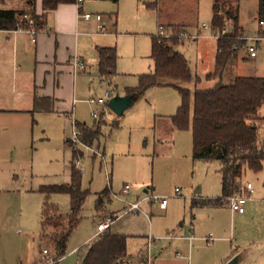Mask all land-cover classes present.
I'll return each mask as SVG.
<instances>
[{"label": "rangeland", "instance_id": "obj_1", "mask_svg": "<svg viewBox=\"0 0 264 264\" xmlns=\"http://www.w3.org/2000/svg\"><path fill=\"white\" fill-rule=\"evenodd\" d=\"M233 1L238 5L240 27L248 38H253L260 29L259 1ZM213 4L214 0H86L81 14L77 9L80 19L83 14H99L103 18V24L82 20L79 43L75 46L74 38L68 40L70 52L88 64V69L76 80V119L98 123L100 136L88 147L73 141L71 118L0 114V264H18L28 255L38 264H52L57 253L50 237L55 231L68 228L61 223L70 221L71 204L67 194L47 196L43 189L70 183L74 164L81 171L83 190L89 194L63 264L72 263L71 250L84 246L85 240L96 233L97 224L114 219L110 213L125 207L118 198H104V212L98 219V190L112 186L114 192L121 193L127 184L131 187L128 196L131 203L147 195L167 198L169 202L165 210L160 202L143 204L128 217L130 221L138 218L144 230L151 227L150 236L155 239L148 248L146 238H130L128 256L134 264L140 252L148 249L153 264H229L235 257L240 258L238 264H264V167L260 173L247 171L242 179L237 193L248 183L255 189L245 214L232 213L229 203L224 207L194 209L192 201L198 190L205 198L222 196V177L218 162L193 160L192 126L180 130L173 124L172 117L182 104L180 91L174 87H152L135 103L125 101L121 114L114 113L108 105L88 103L102 97L107 89L114 90L112 99L123 102L127 89L137 87L140 76L153 71L150 55L159 24L165 26L161 31L164 35L174 27L197 35L207 25L199 39H185L182 34L177 45L192 71V81L182 85L190 92L192 121L194 94L197 89L210 88L206 77L214 70ZM24 6V0L0 3V7L9 10ZM231 29L232 24L228 32ZM3 36L0 33V39ZM100 46L117 49V73L110 82L100 79L97 66ZM238 56L235 65L228 68L226 80L236 76L264 78V43L257 58L251 59L246 48ZM12 69L11 60L0 63V81L9 84ZM33 74L31 70L28 72L31 80ZM51 83L54 87V76ZM3 94L4 98L12 96L8 91ZM93 113L97 114L96 120ZM259 116L258 132L264 142V105ZM66 140L73 141L74 146ZM75 147L80 153L79 160L75 159ZM176 188L181 191L180 196L175 193ZM45 202L52 205L50 216H53L47 238L43 237L41 220ZM192 234L194 241L190 248L180 236ZM44 249L49 251L48 256L43 254ZM177 254L182 257H176Z\"/></svg>", "mask_w": 264, "mask_h": 264}, {"label": "trees", "instance_id": "obj_2", "mask_svg": "<svg viewBox=\"0 0 264 264\" xmlns=\"http://www.w3.org/2000/svg\"><path fill=\"white\" fill-rule=\"evenodd\" d=\"M25 1L26 8L23 10L0 7V31L28 29L29 23L25 16L29 14L34 28L37 31L43 30L49 13L59 5L79 3V0H42L43 14L37 15L36 0ZM258 1L260 20L264 19V0ZM230 24L232 29L228 32ZM212 30L220 34V38L217 40L214 71L206 79L217 80V83L208 89L196 90L192 121L190 92L182 86L192 81V71L189 61L177 50L185 29L174 27L168 35L158 34L153 38L150 56L154 63L153 71L141 75L139 85L128 88L126 96L135 103L152 87L171 86L180 91L182 104L177 114L172 117L173 124L180 130L192 126L193 160L218 162L222 177L220 198H196L192 206L218 208L227 204L228 199L239 191L247 171L260 173L263 170L264 142L259 137L257 124L261 121L259 111L264 105V78L236 77L231 84L223 83L227 66L237 59L241 49L246 48L244 31L239 25L238 5L233 0H214ZM98 52L100 77L110 82L117 73V49L106 47L98 49ZM197 83L200 84V80ZM76 126L80 133V143L92 147L100 136V125L94 131L84 124ZM70 143L74 146L73 142ZM74 149L75 159L79 160L80 153L76 147ZM43 190L47 196L67 194L70 197L71 215L68 228L62 232L55 231L50 237L57 258H61L66 255L69 239L81 221L80 216L89 192L83 190L81 171L75 164L70 183L45 187ZM103 205L104 200L99 198L97 209H102ZM51 206L45 202L42 211L43 237L46 238L49 227L53 225ZM59 219L63 220L62 217ZM127 239V236L113 234L109 230L100 234L91 244L81 249L79 264H124L127 257Z\"/></svg>", "mask_w": 264, "mask_h": 264}, {"label": "crops", "instance_id": "obj_3", "mask_svg": "<svg viewBox=\"0 0 264 264\" xmlns=\"http://www.w3.org/2000/svg\"><path fill=\"white\" fill-rule=\"evenodd\" d=\"M85 1L86 0H83L82 3H78V4L59 5L56 10L49 13L46 27L43 30L37 31V34L35 36H32L29 33L28 29H20L18 31H0V33L5 35L0 39V63L6 61L9 62V60L13 62L12 79L10 83L8 84L7 81H0V92H1L0 94H2V96L0 95L1 115L6 114V115L23 116L30 114L33 116L34 114H42L45 116L55 117L59 120L60 119L69 120L71 118L73 122V128L75 127L77 128L76 126L77 124H84L92 131L97 129V127L99 126L98 123L87 124V123L79 122L78 119H76V115H75L76 104L78 101V99H76V92H77L76 80L80 76H82V72L88 69V64L85 60L75 57L76 55L70 52V48H71L70 43L72 41V38H74V45L76 46V44L79 43L81 34H83L81 28L83 24L82 20L84 19L78 18L77 9L79 14H81L83 9V4ZM4 2L5 0H3V3ZM24 4H25L24 8L14 9V10L25 9L26 8L25 0H24ZM26 12L29 13L30 11H26ZM35 12L37 15L43 14L42 0L35 1ZM85 21L87 22L94 21L100 24L95 19L84 20V22ZM173 22H175L172 23L173 25L176 24V21L173 20ZM160 25L162 24H159V26ZM69 37L71 39L70 42H68ZM33 39H35V41H33ZM97 48L100 49L106 47L100 46ZM216 51H217V40H216ZM3 52H5V54L7 55V58L4 57ZM98 56H99V52H98ZM215 58H216V54H215ZM238 58L239 56L237 57V59L230 62L229 65L227 66L225 75L223 77L224 84L227 85L231 84L236 77H239L236 76L234 77V79H231L233 78L231 77L226 80V77H228V72H227L228 68L234 66L235 63L238 61ZM75 60L83 62L85 64V68L80 69L79 67H77L74 62ZM98 64H99V57H98L97 66ZM214 67H215V59H214ZM30 70L34 72L32 76V80L29 78L28 75V72ZM53 76L55 81L54 87H52V83H51V79ZM100 79L102 82H104V80L101 77ZM29 82L31 83V86L28 85ZM216 83L217 80L208 81V87H212ZM201 85L202 84H200V86ZM166 87H171V86H166ZM3 91H8L9 93H11L12 96H8L4 98L3 95L5 94H3ZM90 105H94V104H90ZM107 105L109 106V103ZM70 142L73 141L66 140V143L68 145L71 144ZM126 186L129 185L128 184L125 185L124 188ZM221 186H222V178H221ZM123 189L121 190V193L114 192L112 186L110 187V189H106L103 191L99 189L98 198H102L103 200L104 198L110 200L111 197L118 198L122 203H124L125 207L123 208V210H120L115 213H110L112 214L110 216L114 217L115 221L109 227L108 230L111 231L113 234H120L128 237L127 257L124 261V264H134L131 261L130 257L128 256V242L130 238H138V237L146 238L148 242L147 243L148 248H151L153 246L155 239L150 236L151 227L148 228L147 230H144L138 218L132 221L128 220L129 219L128 217L130 215L137 213L139 210L126 212L127 209L130 207V204H132L128 199L131 187L129 186V191L126 195L122 194ZM176 189H175V193H176ZM198 191H196V197L194 199L205 198L200 196V191L199 193ZM146 193L148 194L147 191ZM119 196L121 198H119ZM144 198L141 201H138L140 202V209L142 208L143 204L152 205L153 203H156V202L145 201ZM195 208H212V207H194V209ZM96 210H97L96 216L99 219L100 215H102V213L104 212V209L102 208L98 210L96 207ZM105 212L108 213L107 210H105ZM41 220L43 222V219ZM64 223H66L64 227L67 228L68 227L67 221L65 220ZM104 232L99 233L98 230H96L95 234L89 236L85 240L84 246L72 249L70 254L74 256V260L72 261L71 264H79V254L81 252V249L91 244L92 241H94L97 236H99ZM168 234L172 235V233H168ZM180 237L189 243L190 248L192 247L194 241L193 234L190 237H184V236H180ZM208 241H210V239H208ZM66 254H67V250H66ZM176 257L181 258L182 256L180 254H177ZM55 259H60V261H58L59 264H63L65 262L66 255L61 258H57V256H55ZM152 259L153 256L150 253V249H148V251L143 250L140 252L138 257V262L136 264H153L154 259L153 260ZM18 264H38V263L36 259L28 255L27 258L23 257L20 260V262H18Z\"/></svg>", "mask_w": 264, "mask_h": 264}, {"label": "built area", "instance_id": "obj_4", "mask_svg": "<svg viewBox=\"0 0 264 264\" xmlns=\"http://www.w3.org/2000/svg\"><path fill=\"white\" fill-rule=\"evenodd\" d=\"M83 0H80L79 3H82ZM84 20H92L95 19L97 22H99L100 24H103V18L101 15L97 14H83V16L81 17ZM25 19L28 21L29 23V28L28 31L32 36H35L37 34V30L34 28V25L32 23V20H29V15L25 16ZM259 31L256 33V35L253 38H248L247 36L244 37L245 41H246V50L248 53V56L251 59H255L258 56V52L261 49L263 43H264V19H260L259 20ZM104 29V27H103ZM208 26L204 25L203 28L201 30H207ZM163 30L162 26H159V32L158 34L164 35L163 32H161ZM199 31V33L197 35H188V33H182L183 34V38H190L193 40H197L199 39L202 35V31ZM18 31V30H15ZM223 33H226V31H224ZM181 34V35H182ZM214 38L216 40H218L220 38V34L218 33H214ZM33 41H35V39H33ZM75 65L77 67H79L80 69L85 68V64L83 62L77 61L75 60ZM114 95V90L112 89H107L105 91V93L103 94L102 97H99L97 99H91L88 102L90 104H96V105H107L109 103V101L112 99ZM93 118H97V114L93 113L92 115ZM79 130L75 127L74 128V132H73V141L74 142H80L79 141ZM129 191V186H126L123 191L122 194L126 195ZM181 191L179 189H176V194L178 196H180ZM255 193V189L254 186L251 183H248L240 193H236L233 196H231L228 199V203L230 206V209L232 211V213L234 214H245L246 212V205L248 203V201L252 198V195ZM145 201H150V202H160V207L162 209H165L168 205V199L167 198H160L158 196H146L144 198ZM140 210V202H136V203H132L130 204V207L127 209L126 212H132V211H137ZM114 219L113 218H107L106 220H104L103 222L99 223L97 226V230L99 233L104 232L106 230L109 229V227L114 223ZM43 254L48 256L49 255V251L47 249L43 250ZM60 261V259H52L51 263L54 264L55 262Z\"/></svg>", "mask_w": 264, "mask_h": 264}, {"label": "water", "instance_id": "obj_5", "mask_svg": "<svg viewBox=\"0 0 264 264\" xmlns=\"http://www.w3.org/2000/svg\"><path fill=\"white\" fill-rule=\"evenodd\" d=\"M125 101H127L128 104H132V102L130 101L129 97H127V96L123 98V102H120L119 100L113 98L109 102V108L113 112H115L116 114H121V112L123 111V103H125ZM198 193H199V191H198ZM239 260H240L239 257H235L233 260H231L229 262V264H238Z\"/></svg>", "mask_w": 264, "mask_h": 264}]
</instances>
